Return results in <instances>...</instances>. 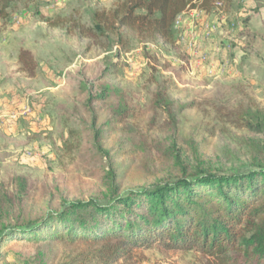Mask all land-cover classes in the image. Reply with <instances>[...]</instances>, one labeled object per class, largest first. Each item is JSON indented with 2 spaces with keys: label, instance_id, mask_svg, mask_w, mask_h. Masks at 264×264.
I'll use <instances>...</instances> for the list:
<instances>
[{
  "label": "rangeland",
  "instance_id": "1",
  "mask_svg": "<svg viewBox=\"0 0 264 264\" xmlns=\"http://www.w3.org/2000/svg\"><path fill=\"white\" fill-rule=\"evenodd\" d=\"M119 1L27 0L0 19V197L6 191L12 198V202L4 198V215L22 212L38 216L61 209L64 201L90 200L106 194L102 186L106 164L88 153L93 136L82 143L71 138L68 124L55 107L84 102L77 95L71 73L82 69L94 80L105 68L101 60L109 53L83 37L81 27L90 23L93 12L110 10ZM247 26L263 39L251 41L246 50ZM174 30L175 46L163 41H134L121 55L120 67L106 81L135 103L146 105L148 95L141 84L148 66L154 64L152 57H157L163 78L172 82L169 96L179 104H206L214 98L236 105L244 98L243 90L264 107V0H232L228 13L189 9L177 18ZM22 48L31 50L36 58L34 77L20 71ZM106 108H98V128L109 118ZM207 109L208 116L202 109L183 112L177 135L158 128L151 134L168 152L183 153L193 168L200 162L209 168L223 165L227 171L246 165L240 138L255 136L231 127V135L212 131V113ZM150 118L143 110L130 120V134L122 133L120 127L106 135L103 147L115 157L119 173L124 175L121 192L147 188L157 180L142 172L136 149L135 134L148 130ZM167 161L159 160L155 166L161 170L173 164ZM164 169L167 172V167ZM15 177L26 180L28 191L2 189L1 184L7 185ZM7 222L3 220L0 228ZM42 244L11 239L1 250V264H63L75 255L74 247L57 242ZM116 264L202 263L195 252L154 246L137 250L133 258Z\"/></svg>",
  "mask_w": 264,
  "mask_h": 264
},
{
  "label": "trees",
  "instance_id": "2",
  "mask_svg": "<svg viewBox=\"0 0 264 264\" xmlns=\"http://www.w3.org/2000/svg\"><path fill=\"white\" fill-rule=\"evenodd\" d=\"M24 1L27 0H0V19ZM231 7L232 0H120L110 10L93 12L90 23L81 27L83 37L106 53L116 50L101 60L105 68L96 79L91 80L82 69L70 74L84 102L77 100L73 105L55 108L68 124L71 138L82 143L93 136L88 153L106 164L102 178L106 194L103 199L64 201L61 209L38 216L22 212L10 216L4 215V198L12 202L5 191L0 197V225L3 220L8 222L0 228V264L4 244L19 238L45 243L42 245L57 242L74 247V257L63 264H116L133 258L137 250L154 246L166 251L195 252L202 264H264V107L260 102L242 90L244 98L236 105L214 98L206 104H179L169 96L172 82L163 78L157 57H152L154 64L148 66L141 84L148 95L146 105L135 103L106 81L120 67L121 55L130 50L134 41H163L175 46L174 27L182 13L189 9L228 13ZM245 36L246 50L251 41L263 39L248 26ZM18 62L21 72L36 75L38 63L31 50L22 48ZM151 87L155 90L151 91ZM99 106H107L110 112L100 128ZM205 107L211 109L212 131L231 135V127L255 136L240 138L246 165L227 171L223 165L209 168L200 162L193 168L183 153L168 152L151 134L158 128L177 135L182 113L202 109L208 116ZM143 110L151 118L148 130L135 134L139 167L157 180L150 187L121 192L124 175L119 173L115 157L105 151L104 141L107 133H116L120 127L122 133L130 134V120ZM164 159L173 162L163 166L167 172L155 166ZM3 185L2 189L21 191H28L29 186L19 177Z\"/></svg>",
  "mask_w": 264,
  "mask_h": 264
}]
</instances>
